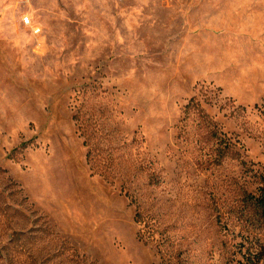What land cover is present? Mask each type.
I'll return each instance as SVG.
<instances>
[{"label":"rangeland","instance_id":"374dc122","mask_svg":"<svg viewBox=\"0 0 264 264\" xmlns=\"http://www.w3.org/2000/svg\"><path fill=\"white\" fill-rule=\"evenodd\" d=\"M260 175L264 0H0V264H264Z\"/></svg>","mask_w":264,"mask_h":264},{"label":"trees","instance_id":"16d2710c","mask_svg":"<svg viewBox=\"0 0 264 264\" xmlns=\"http://www.w3.org/2000/svg\"><path fill=\"white\" fill-rule=\"evenodd\" d=\"M186 113H195L200 119V126L207 132L210 140L216 141L217 157L215 162L221 165L226 159H238L239 155L234 150H232V143L228 139L222 137L218 134L214 127L211 125L209 115L201 107L199 103L192 100L186 107ZM25 146V145H24ZM243 166H247L245 162L242 163ZM249 171V169H247ZM259 183L261 187L258 189L256 194H246L245 203L252 206L257 218L264 221V175L259 176ZM260 261V260H259ZM257 262H252L249 264H258Z\"/></svg>","mask_w":264,"mask_h":264},{"label":"built area","instance_id":"2783aa9c","mask_svg":"<svg viewBox=\"0 0 264 264\" xmlns=\"http://www.w3.org/2000/svg\"><path fill=\"white\" fill-rule=\"evenodd\" d=\"M24 24L29 25L30 24V19L27 17L24 19Z\"/></svg>","mask_w":264,"mask_h":264}]
</instances>
